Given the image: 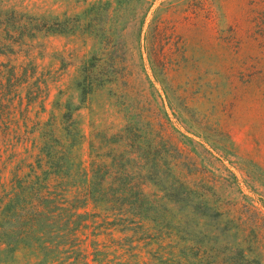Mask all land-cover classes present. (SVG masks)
<instances>
[{
    "label": "trees",
    "instance_id": "trees-1",
    "mask_svg": "<svg viewBox=\"0 0 264 264\" xmlns=\"http://www.w3.org/2000/svg\"><path fill=\"white\" fill-rule=\"evenodd\" d=\"M128 3L100 0L88 4L79 15L65 16L63 21L56 18L51 24L0 5V264L110 263L96 240L101 235L97 230L102 228L110 230L112 238L118 231L133 232L138 240L169 239L183 264H264V217L259 208L242 206L224 194L228 181H212L199 170L196 149L180 147L171 129L175 119L214 153L236 158L229 132L216 129L217 138L201 129L196 133L193 126L185 125L181 119L185 117H128L125 127L114 135L96 129L86 159L80 151L87 135L73 117L60 123L38 122L30 128V108L40 101L45 110L48 89L45 75L40 76L39 66L30 59L31 44L26 40L34 41L42 32L82 36L86 44L93 45L92 54L79 66L78 86L87 95L109 87L135 96L144 74L145 80L159 83L168 92L174 59L171 56L169 62L162 47L163 22L153 20L146 32L151 6L128 21ZM249 3V38L264 55V0ZM122 6L124 25L119 39L137 29L138 44L115 45L112 30L106 25L100 56L94 52L99 22L106 19L108 24ZM235 39L240 52L246 41L238 39L236 31L232 35ZM23 53L27 62L13 59ZM136 56L142 62L141 71H136ZM102 59L119 69L100 72ZM126 61L131 67L120 69ZM167 98L171 103L169 95ZM175 106L171 108L177 115L179 107ZM18 117H24L25 129ZM36 132L38 138L34 137ZM235 164L253 183L258 184L259 176L264 175L257 164L252 169L241 167L238 161ZM232 177L231 189L240 188L237 176ZM148 186L155 192H147ZM185 202L188 210L180 212L178 206ZM202 207H207L212 217L201 211ZM178 211L185 220L177 216ZM194 216L217 220L211 225L217 235H194L187 227Z\"/></svg>",
    "mask_w": 264,
    "mask_h": 264
},
{
    "label": "rangeland",
    "instance_id": "rangeland-1",
    "mask_svg": "<svg viewBox=\"0 0 264 264\" xmlns=\"http://www.w3.org/2000/svg\"><path fill=\"white\" fill-rule=\"evenodd\" d=\"M97 1L100 0H0V5L12 7L29 18L38 19L40 23L51 24L56 18L63 21L65 16L71 18L79 15L88 4ZM128 1V21L139 13L142 15L143 10L151 6L146 32L153 20L161 19L163 22L162 47L165 46L168 60L171 56L174 59L171 83L167 84L168 92L159 83L153 85L145 80L144 74V80L137 85L135 96L124 93L122 89L109 87L87 95L78 86L81 82L79 66L86 56L92 54L93 45L86 44L82 36L42 32L34 41L26 40V43L31 44L28 49L30 59L39 66L40 76L45 75L48 89L45 110L40 101L30 108V128L38 122L60 123L68 121L67 117H73L82 124L87 135L80 151L86 159L96 129L101 134L114 135L125 127L128 117H185L181 119L187 127L193 126L196 133L197 129H201L215 138L219 134L216 129H223L232 136L236 158L214 153L200 138L187 133L175 119L171 131L180 147L196 149L199 170L212 181L214 178L216 181H228L224 194L239 200L242 206L256 205L264 217V175L259 176L258 184L253 183L241 171L240 165L235 164L238 161L241 167L251 169L253 164H257L264 169V55L260 54L257 44L249 38V0ZM123 7L108 24L106 19L99 22L94 50L96 54L101 56L104 51L105 30L108 28L112 30L115 45L120 42L124 46H137V29H132L124 39H119V31L124 25L120 18ZM234 31L238 39L244 38L246 41L240 52L238 40H232ZM25 55L23 53L13 59L18 58L19 63L27 62ZM126 56L129 57V53ZM133 61L136 71H141L142 62L139 57L136 56ZM105 62V59L99 62V71H113L114 65ZM127 66L131 67V63L126 61L120 69ZM115 69L118 70V66ZM148 72L151 74L149 68ZM151 78L154 80L153 76ZM23 95L25 98L26 93L23 92ZM26 104L25 98L24 108ZM171 105L179 107L177 115ZM18 118L25 129L24 117ZM39 136V132L34 135L35 138ZM232 174L237 176L240 188L236 186L231 189L234 182ZM146 190L149 193L155 192L152 186L146 187ZM186 204L178 206L180 212L188 210ZM201 211L210 217L213 215L207 207H202ZM177 216L185 220L179 211ZM189 222L187 227L196 236L206 234L210 237L218 233L211 227L217 220H202L194 216ZM93 231L92 228L88 233ZM97 231L101 235L96 240H99L101 250L107 253V261H110L107 264H183L177 256L179 251L174 249L169 239L138 240L133 232L118 231L114 232L112 238L109 234L111 231L106 228ZM89 249L92 253L93 248Z\"/></svg>",
    "mask_w": 264,
    "mask_h": 264
}]
</instances>
